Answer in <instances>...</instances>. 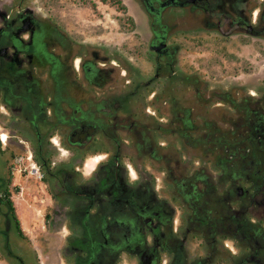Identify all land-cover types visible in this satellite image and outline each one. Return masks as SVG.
<instances>
[{
	"label": "flooded vegetation",
	"instance_id": "1",
	"mask_svg": "<svg viewBox=\"0 0 264 264\" xmlns=\"http://www.w3.org/2000/svg\"><path fill=\"white\" fill-rule=\"evenodd\" d=\"M136 1L147 79L32 0H0V139L46 194L18 202L0 161V250L14 264H264V89L209 86L171 41L178 23L185 40L264 38V0Z\"/></svg>",
	"mask_w": 264,
	"mask_h": 264
},
{
	"label": "rangeland",
	"instance_id": "2",
	"mask_svg": "<svg viewBox=\"0 0 264 264\" xmlns=\"http://www.w3.org/2000/svg\"><path fill=\"white\" fill-rule=\"evenodd\" d=\"M32 1L59 22L78 44L102 49L110 65L121 73L127 72L136 79H147L153 73L154 62L149 48L150 24L136 0H118L120 3L110 0ZM174 29L177 33L171 41L180 49L177 58L180 71L196 72L209 86L220 90L241 88L254 96L264 89V38L241 34L224 38L214 33L194 31L191 34L193 38L185 40L180 31L181 24L178 23ZM122 83L127 84V81L122 80ZM3 133L0 161L3 173L12 176V189L15 184L18 186L13 196L18 202L32 196H46L42 191L44 185L38 183L40 173L31 174V177L25 174L21 149L17 150L13 159L10 153L3 150L8 143L7 131ZM18 146L20 148V144ZM24 214V210L20 211L23 221ZM13 247L18 246L14 244ZM26 252L34 261L31 252ZM0 264L14 263L0 250Z\"/></svg>",
	"mask_w": 264,
	"mask_h": 264
},
{
	"label": "bare ground",
	"instance_id": "3",
	"mask_svg": "<svg viewBox=\"0 0 264 264\" xmlns=\"http://www.w3.org/2000/svg\"><path fill=\"white\" fill-rule=\"evenodd\" d=\"M99 157H95L94 160L91 163L97 162ZM35 169V168H34Z\"/></svg>",
	"mask_w": 264,
	"mask_h": 264
},
{
	"label": "trees",
	"instance_id": "4",
	"mask_svg": "<svg viewBox=\"0 0 264 264\" xmlns=\"http://www.w3.org/2000/svg\"><path fill=\"white\" fill-rule=\"evenodd\" d=\"M115 1H116L117 3H120L118 0H110V2H112V3L115 2Z\"/></svg>",
	"mask_w": 264,
	"mask_h": 264
},
{
	"label": "water",
	"instance_id": "5",
	"mask_svg": "<svg viewBox=\"0 0 264 264\" xmlns=\"http://www.w3.org/2000/svg\"><path fill=\"white\" fill-rule=\"evenodd\" d=\"M164 45H165V44H164V43H162V46H164ZM162 46H161V47H162Z\"/></svg>",
	"mask_w": 264,
	"mask_h": 264
}]
</instances>
